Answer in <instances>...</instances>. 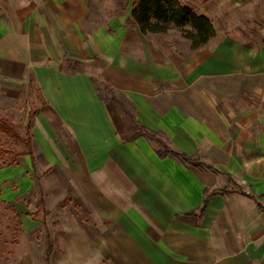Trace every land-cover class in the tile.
Wrapping results in <instances>:
<instances>
[{"label": "crops", "instance_id": "crops-1", "mask_svg": "<svg viewBox=\"0 0 264 264\" xmlns=\"http://www.w3.org/2000/svg\"><path fill=\"white\" fill-rule=\"evenodd\" d=\"M177 1L212 25L205 45L87 0H0V113L30 123L44 177L35 220L21 173L0 175L10 264H264V0Z\"/></svg>", "mask_w": 264, "mask_h": 264}, {"label": "rangeland", "instance_id": "rangeland-1", "mask_svg": "<svg viewBox=\"0 0 264 264\" xmlns=\"http://www.w3.org/2000/svg\"><path fill=\"white\" fill-rule=\"evenodd\" d=\"M139 0H87L90 11L98 18L103 20H114L117 23H125L127 26L134 24L132 20V12ZM127 17V18H126ZM228 24H224L227 28L231 27L233 18L230 12L223 15ZM126 18V20H125ZM245 19V18H244ZM135 25V24H134ZM166 31L161 34H146L149 36H158L161 39L176 40L184 38V33L190 31V26L174 27L172 24H167ZM222 27V23L218 25ZM250 24L247 23L245 29L248 31ZM187 40V39H185ZM189 41V40H188ZM190 42V41H189ZM191 43V42H190ZM102 90V89H101ZM103 94L108 96V93L103 90ZM0 119H3L13 125L16 129V138L6 128L0 129V175L3 176L4 183H8V171H16L21 173V181L12 184L10 187L12 192H17L20 189L24 190L22 197L18 200L23 201L27 205V216L35 220H40L43 217V169L39 168V161L25 160L21 156L31 148L29 131L27 126L30 123H11L15 117L9 113H0ZM22 115L23 114H18ZM14 118V119H13ZM30 147V148H29ZM31 151V149H30ZM25 168L27 171L21 172ZM19 216L14 210L5 205L0 197V264H10L18 255L19 247V232L20 223ZM36 244V242H34ZM21 248V247H20Z\"/></svg>", "mask_w": 264, "mask_h": 264}, {"label": "trees", "instance_id": "trees-1", "mask_svg": "<svg viewBox=\"0 0 264 264\" xmlns=\"http://www.w3.org/2000/svg\"><path fill=\"white\" fill-rule=\"evenodd\" d=\"M132 20L139 28L141 34H161L166 31V25L172 24L174 27L190 26V31L185 32L184 38L191 42V48L197 49L207 43V41L214 36V30L210 22L204 17H198L189 9L182 6L177 0H139L132 12ZM119 108L123 111L121 105ZM6 128L16 138V129L7 121L0 119V129ZM30 125L27 126V132ZM136 136H146L148 139H154L151 135H146L140 131ZM160 150L157 152L160 158L171 155L181 161L183 164L200 167L201 164L188 159L184 155L169 150L164 143L158 141ZM30 148V147H29ZM31 149V148H30ZM28 151L21 156H31V151ZM205 205V201L203 206ZM50 253V246L46 251V260Z\"/></svg>", "mask_w": 264, "mask_h": 264}]
</instances>
